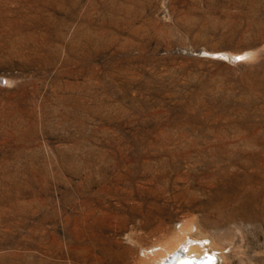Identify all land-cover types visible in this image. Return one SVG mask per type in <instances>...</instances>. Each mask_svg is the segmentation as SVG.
I'll return each instance as SVG.
<instances>
[{
	"label": "rangeland",
	"instance_id": "rangeland-1",
	"mask_svg": "<svg viewBox=\"0 0 264 264\" xmlns=\"http://www.w3.org/2000/svg\"><path fill=\"white\" fill-rule=\"evenodd\" d=\"M186 236L264 264V0H0V264Z\"/></svg>",
	"mask_w": 264,
	"mask_h": 264
},
{
	"label": "bare ground",
	"instance_id": "bare-ground-1",
	"mask_svg": "<svg viewBox=\"0 0 264 264\" xmlns=\"http://www.w3.org/2000/svg\"><path fill=\"white\" fill-rule=\"evenodd\" d=\"M190 238L191 240H189ZM189 239L187 236L178 239L172 245L166 247L163 246L164 248L161 252L155 250L148 252V254H146V262L149 263L152 260V264H196V261L185 260L183 257L185 256L194 260L199 259L201 264H213L208 260L209 256L206 255L207 251L205 250V247L201 245L202 242L200 243L199 240L190 236ZM217 257L218 256H216V259Z\"/></svg>",
	"mask_w": 264,
	"mask_h": 264
},
{
	"label": "water",
	"instance_id": "water-1",
	"mask_svg": "<svg viewBox=\"0 0 264 264\" xmlns=\"http://www.w3.org/2000/svg\"><path fill=\"white\" fill-rule=\"evenodd\" d=\"M183 257H184L185 260H193V261H196V264H201L199 259L194 260V259H191V258H188V257H185V256H183Z\"/></svg>",
	"mask_w": 264,
	"mask_h": 264
}]
</instances>
